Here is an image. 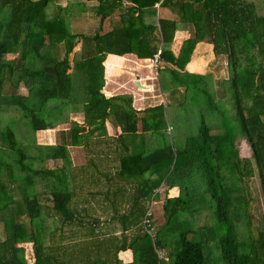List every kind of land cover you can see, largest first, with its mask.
I'll return each mask as SVG.
<instances>
[{
	"label": "trees",
	"instance_id": "trees-1",
	"mask_svg": "<svg viewBox=\"0 0 264 264\" xmlns=\"http://www.w3.org/2000/svg\"><path fill=\"white\" fill-rule=\"evenodd\" d=\"M97 2L99 30L85 34L71 33L64 15L50 16V0H0V110L21 109L33 134L69 124L55 129L53 144L33 139L35 153L18 141L9 117L0 126V211H8L0 264H27L25 243L32 247V264H211L204 245L215 240L224 264H264V218L253 221L249 190V180L257 178L264 210V14L251 0ZM156 4L173 14L145 22L146 16L157 17ZM112 11L120 12L119 22L102 31ZM178 29L189 35L174 53ZM76 42L80 53L72 64ZM199 42L211 44L215 56H226L228 78L185 69ZM158 51V74L168 72L198 101L197 133L169 137L159 129L163 104L145 108L139 117L130 95L106 98L102 92L107 54L153 59ZM122 59L110 56L106 65L112 68ZM226 101L231 108L223 107ZM75 112L89 122L84 135L67 119ZM109 116L120 128L118 137H92L105 129ZM238 134L249 142L250 157L239 155ZM78 145H84L86 160L73 165L68 147ZM36 160L43 167L55 161L60 173L47 170L57 182L67 176L70 186L49 178V195L38 193L35 180L47 174L33 165ZM173 187L179 193L169 197ZM158 189L165 194L163 223L151 237L142 222L149 211L153 215ZM16 195L21 204L14 211ZM50 217L55 225L46 229ZM209 217L217 225L208 223ZM154 244L168 249L162 260ZM125 250L133 253L129 263L118 256Z\"/></svg>",
	"mask_w": 264,
	"mask_h": 264
},
{
	"label": "rangeland",
	"instance_id": "rangeland-1",
	"mask_svg": "<svg viewBox=\"0 0 264 264\" xmlns=\"http://www.w3.org/2000/svg\"><path fill=\"white\" fill-rule=\"evenodd\" d=\"M256 4L257 7V11L259 14H264V0H251ZM87 9H90L91 6H89V4L86 6ZM64 8V7H63ZM63 8H59L58 6H54V7H49L47 12L50 16H60V15H64L65 20H67L68 22V27H69V31L71 33H85V34H93L95 31L99 30V18L94 15L91 14V16L88 14L86 17L84 18L85 15L82 14L80 15V17H68L65 12L62 11ZM68 8V7H67ZM77 11H80V9H77ZM58 12H61L60 14H58ZM82 16V17H81ZM113 19L117 22H119V17H120V12L115 13L112 15ZM108 27H111V24L108 23V20L105 19L103 26H102V31H106L108 29ZM186 36V34H183L181 36L175 37L173 44L171 45V49L174 52H178L179 50V44H181L183 42V40L185 39L184 37ZM182 41V42H181ZM178 43V44H177ZM177 46V48H176ZM181 46V45H180ZM80 47H81V42H76V45L73 49V51L70 53V60L71 63H74V57H76V59L79 58V53H80ZM59 51L60 54L62 55V53L64 52V47L63 44L60 43L59 46ZM13 56H16V54H9L7 55V57L10 59ZM115 57V56H114ZM117 57V56H116ZM119 58V57H118ZM75 59V60H76ZM123 61V59H122ZM191 63H194V65H191L192 67H189V65ZM136 66L138 67H142L145 68L148 72V74L152 77L153 81H152V88H150V91H143L142 89L138 88L136 86V82L135 80L133 81V88L134 89H138V90H132L133 92L132 95L133 97L136 98H142V99H146L149 97V100H147L149 103H153V100H155V97L151 99V96L157 95L158 96V100L160 101L165 100V103L163 105V110H162V121H161V125L159 127L160 131L162 132H166L167 136L170 135L169 137H172L175 134L178 133H182L184 131V133L187 134H194L197 133L199 126H200V122H201V115H200V109H198V101L195 97V95H185L186 92L184 90V87H179V83L176 82L174 79L171 78V76L169 75V73H164L162 74V76L160 74H158V68L157 66L154 68L153 67V60L151 59V61H138L135 63ZM138 64V65H137ZM158 64V63H157ZM159 65V64H158ZM146 66V67H144ZM160 66V65H159ZM187 66V64H186ZM188 67L191 69V72H195V73H203V74H210L212 76V79L217 80V79H226L228 78V68H227V59L225 55H221V56H215L213 51H212V47L210 45H202L199 46V48H195V50L193 51L192 55H191V59L188 62ZM162 68V66L160 67ZM119 70V69H117ZM134 69H131L130 71H132ZM154 71V73H153ZM104 72L111 75L112 73H114L113 68H110L109 66L105 65L104 68ZM120 74V73H119ZM182 75V74H180ZM118 76V75H117ZM132 77V76H131ZM128 76L127 75H123L121 78L122 80H127ZM134 79H139L138 76H136V74L134 75V77H132ZM148 83V82H146ZM144 81V84H146ZM151 83H148V85ZM129 85H131L130 87H132V82L127 84V86L129 87ZM164 85V86H163ZM215 85V84H214ZM75 90H76V86H74ZM19 92H25L24 86H20L19 88ZM6 90L8 91V93L12 92V89L10 88V85H7ZM157 99V98H156ZM223 107L225 109H227V107L231 108V104L229 101H226L225 104L223 105ZM3 109L6 110H0V126H4L6 124V121L8 119V117L10 119H8L12 124H15L16 126V131L15 129L14 132L16 133V137L18 139V141H21L22 143L28 145V150L30 151V153H35L37 151V149L33 146L32 143L33 139L35 141V143H40V145H47L48 143H53L54 142V131L55 129L49 128L47 130H42V131H37L36 134H33L32 130L29 129L28 125L26 124L27 121L25 119H23L22 116V110L19 108H16L14 106L11 105H6ZM7 111V112H4ZM15 118L14 121L11 122V118ZM208 123V121H207ZM173 125H175V128L172 129ZM13 126V125H12ZM169 127V128H168ZM1 128V127H0ZM12 128V127H11ZM214 131H216L217 129H215L213 127ZM1 130V129H0ZM176 136V135H175ZM236 145H237V149L239 152V155L241 156H251V150H250V144L247 141L246 137L243 134H238L236 136ZM159 145H162V143L160 142ZM2 148V147H1ZM5 148V147H4ZM3 149V148H2ZM72 151V158H73V165H77L78 164V159L80 157V162L85 161V154L83 151L82 147H72L71 149ZM33 165L36 168H44V173H46L47 177L43 176V175H38L36 180H35V187H36V191H38V193H45L46 195H49V191L52 189L51 188V184H50V179L52 178L54 179V181L56 183H60V187L64 186V187H69V183L66 182V180H68L67 176H65V178H62V182H57V177L53 174H51L49 172V170H47V168L50 169H55L56 173L59 174V170L57 169V165L55 161L49 160L46 162L47 167H43V163H41V161H35L33 163ZM49 173V174H48ZM66 171L65 174H60L59 177H63L64 175H66ZM249 187H250V196H251V216L253 218V221H258L261 218H264V210H263V201H262V193L260 191V187H259V181L257 178L253 179V180H249ZM67 183V184H66ZM173 190V188L169 189L167 191V195H173L174 193H172L171 191ZM160 193V197L159 200H154L152 201V212L153 215L151 217V220H153V226L156 228V226L160 225L163 223V211H162V201L164 199V192H162V189H158L157 190ZM179 193V192H178ZM177 194V191H176ZM16 198V204L11 205L10 207H12V209L15 211L16 207L18 204H21L17 199L18 196H15ZM19 202V203H18ZM46 201H44L45 203ZM191 213V212H189ZM8 215V211H0V237H4V227H3V220L4 218H6V216ZM23 220L28 221V218L25 216L23 217ZM208 223H212V225L216 224V222H214V217L213 220L212 218H208ZM204 221L201 220L199 222L203 223ZM54 219L52 217H50L49 219H46L45 221V226L46 229H53L54 228ZM197 236V237H196ZM194 237V239L198 238V235H196ZM25 247V255L26 258L28 259L27 264H32L33 263V256H32V247L30 244H23ZM204 249H205V256L207 258L206 263L210 262L211 264H224L222 256H221V252H220V248H219V243L217 240L215 241H209L204 245ZM166 251V249H165Z\"/></svg>",
	"mask_w": 264,
	"mask_h": 264
},
{
	"label": "crops",
	"instance_id": "crops-1",
	"mask_svg": "<svg viewBox=\"0 0 264 264\" xmlns=\"http://www.w3.org/2000/svg\"><path fill=\"white\" fill-rule=\"evenodd\" d=\"M124 3L125 4L123 6L125 8L130 5V3L128 1H126ZM88 4H89V6H91L90 9H87V7H86ZM49 5H50L49 7H54V6H58V7H62V8L66 7V9L69 10V11L68 12H66L64 10H62V11L66 12L68 14L67 15L68 17H80V15H82V14L85 15L84 18H87L86 16L88 14L90 16H91V14L94 15V16H96V18L97 17L99 18V16H100L99 14H96V9H95V6L98 5L97 0H50ZM155 7H156V10H157V13H156L157 17L155 18V17L146 16V17H144L145 22L155 21V20H157L159 15L169 16L170 14H173V13H170V11L167 10L166 8H159L158 4H156ZM77 9H80V11H77ZM76 11L78 13H76ZM115 13H118V11L110 12L109 16H107L105 18V19L108 20V23L112 24V23H116L117 22L112 17V15L115 14ZM135 15H136V13H135ZM104 21H103V23H104ZM108 29H109V27H108ZM183 34H186V36L184 38H187L188 35H189L187 30H182V29L179 30L178 29L175 32L174 39H175V37L181 36ZM173 42H174V40H173ZM173 42H172V44H173ZM205 44L210 45L212 47L211 44H208V43H205V42H199V43H197L195 48L197 49V48H199V46H202V45H205ZM180 45L181 44H179L178 46L180 47ZM176 48H177V46H176ZM174 53H176V52H174ZM110 56L111 57H114V56L115 57L116 56L117 57H123V61H122V64H117L114 67H112L114 73H112L111 76L104 72V80H105L104 82L105 83H104L102 92H103V94L105 95L106 98L114 96V95H130L132 97V107L136 110V114L139 117H142L145 114L143 112V110L145 108L155 107V106L160 105V104L164 105V103H165L164 98H163V100L160 99V101H159L157 95L153 94L151 96V99L155 97V100H153V103H149L147 101V100H149V97L147 98V100L145 98L142 99L140 97L136 98V97H133V95L131 93V92H133L132 90H135V91L138 90V89H134L133 88V81L134 80L136 81V79H134L132 77H134L135 74L139 78V79H137V81L140 83V85H148V83H151L148 86L150 88L153 87L152 86L153 79L148 74L147 70L145 68L138 67L135 64L138 61H151V59H149V58H138L136 55L131 54V53L124 54L123 56H119V55H115V54H107L105 59H104V62H103L104 68H105V65H106V61L110 58ZM144 67H146V66H144ZM117 69H119V70H117ZM131 69H134V70L130 71ZM185 69L187 71L191 72V69L188 67V63H187V66H185ZM123 75H127L128 76L127 80L119 79ZM129 81H130V83L132 82V87H130L131 85H129V87L127 86ZM144 81H145V83L146 82H148V83L144 84ZM99 107H100V109H102V107H103L102 104ZM67 119L70 120V121L72 120V121H75V122L78 123V125H79L78 132L79 133H83L82 135L87 133V130H88V127H89V122L86 121V119L84 120V116H83V114L81 112H75V113L69 114ZM68 127H69L68 122H64L59 127L57 126L55 128H52V129H59V128L68 129ZM119 129H120L119 126H117L115 124V121L113 120V118L111 116H109L105 120V129H102L99 132L97 130H95L94 133L92 134L93 135L92 137H94V138L95 137H100V138H104V139H107L109 137V135L114 136V137H118V135L121 132ZM137 129H141V123L140 122H138ZM53 143L50 142L48 144H53ZM37 144H40V143H37ZM78 146L82 147L83 151H84V147H83L84 145H78ZM72 147H77V146H69L68 147V150L70 151V156H71V159H72V162H73L72 151H71ZM84 154H85V152H84ZM85 160H86V155H85ZM84 162L85 161L80 162V157H79L78 164H83ZM102 179L104 180V178H102ZM173 189H175V191H174L175 193L173 195H170L171 197L172 196H176L178 194V192H179L178 187H173ZM176 191H177V194H176ZM154 250H155V248H154ZM167 252H168V249H166V252H165L166 255H167ZM118 256L122 260L123 263H129V262H131L133 260V253H132L131 250L120 251ZM166 259H167V256H166ZM159 260H162V259H159Z\"/></svg>",
	"mask_w": 264,
	"mask_h": 264
},
{
	"label": "built area",
	"instance_id": "built-area-1",
	"mask_svg": "<svg viewBox=\"0 0 264 264\" xmlns=\"http://www.w3.org/2000/svg\"><path fill=\"white\" fill-rule=\"evenodd\" d=\"M159 53L160 51H158L155 55H154V58L152 59L153 60V67L155 68L156 65H157V62H158V56H159ZM154 73V71H153ZM151 216V211H149L144 219H143V226H144V229L145 231L151 236V237H154V229H156L153 225V220H151V218L149 217ZM154 248H155V251H156V254L158 256L159 259H163L164 256H165V249L162 247V246H157L154 244Z\"/></svg>",
	"mask_w": 264,
	"mask_h": 264
},
{
	"label": "water",
	"instance_id": "water-1",
	"mask_svg": "<svg viewBox=\"0 0 264 264\" xmlns=\"http://www.w3.org/2000/svg\"><path fill=\"white\" fill-rule=\"evenodd\" d=\"M135 82H136V86H137L138 88L143 87L142 85H140V83H139L137 80H136Z\"/></svg>",
	"mask_w": 264,
	"mask_h": 264
},
{
	"label": "clouds",
	"instance_id": "clouds-1",
	"mask_svg": "<svg viewBox=\"0 0 264 264\" xmlns=\"http://www.w3.org/2000/svg\"><path fill=\"white\" fill-rule=\"evenodd\" d=\"M166 252V251H165ZM165 257V256H164Z\"/></svg>",
	"mask_w": 264,
	"mask_h": 264
}]
</instances>
